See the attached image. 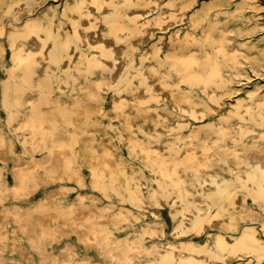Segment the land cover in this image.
Here are the masks:
<instances>
[{
    "label": "bare ground",
    "instance_id": "1",
    "mask_svg": "<svg viewBox=\"0 0 264 264\" xmlns=\"http://www.w3.org/2000/svg\"><path fill=\"white\" fill-rule=\"evenodd\" d=\"M0 3L14 17L0 29L6 34L0 43L1 52L6 57L7 50L11 51V76L23 70L19 82L25 87L33 86L35 94L27 98L22 89L14 91L13 127L16 132L24 130L20 139L32 157L17 160L11 171L15 179L12 185L7 184L8 172L0 170V203L4 208L0 211V264H31L37 260L41 264H99L87 251L80 255L74 242L65 245L64 251L55 249L54 243L72 233L88 250L104 254L111 264L264 261V222L262 229L254 223L259 211L252 210L247 200L252 197L256 209L264 210V145L263 153L251 160L255 172L250 171L247 160H238V155L231 153L233 148L228 143L195 147L181 137L185 127H191L193 135L211 125L217 106L233 123L230 135L222 131L228 139L256 144L264 139V94L256 105L247 102L243 106L239 99L227 100L238 89L233 85V73L246 71L241 56L251 59L256 67L264 65V45H257L264 35L230 45L233 27L220 18L225 14L251 22V27L243 25L237 31L239 35L263 29L264 6L258 0H66L62 7L50 0H35L34 7L29 0ZM232 4L241 11L238 15L228 10ZM184 21L186 26H182ZM84 71L89 79H84ZM134 71L141 79L133 77ZM54 72L62 87L69 86V73L73 77L81 74L83 80L75 83L71 91L77 99L95 102L90 109L98 127V109L103 107L99 102L111 89L119 90L113 91L107 115L111 121H120L121 141L132 154L141 155L142 162L128 169L129 163L125 164L122 154L114 150L117 146L113 140L90 147L87 155L84 147L77 151V144L85 145L87 139L78 132L87 111L75 106L71 116L60 112V101L48 92ZM122 78L129 83L126 90L120 89ZM27 103L31 105L30 113H25ZM164 115L175 121L164 123ZM219 122L217 119L214 124ZM70 125L73 133H69ZM6 136H0V157L7 145ZM44 149H48L46 157H38L37 153ZM234 150L242 148L235 145ZM221 161L228 163V170L219 167ZM84 163L89 165L94 187L108 194L113 189L121 197L129 193L139 205L153 212L160 231L145 230L142 240L163 235L162 213L167 206L174 216L173 234H185L194 224L196 233H204V240H159L156 247L144 241L128 243L120 255L117 243L121 241L113 236L115 227L99 216L98 206L93 203L56 202L55 192L32 210L40 216H25L8 205L11 197H28L32 188L37 190L48 181L74 182L84 187ZM141 166L151 169L144 178L139 176ZM226 174L230 175L228 179L240 180L244 190L227 185L223 191L228 201L218 207L214 196L221 191L219 179ZM138 181H151L147 186L152 202L137 189ZM186 183L193 188L190 190ZM70 188L66 187L68 191ZM10 222L16 224L14 234L9 229Z\"/></svg>",
    "mask_w": 264,
    "mask_h": 264
},
{
    "label": "rangeland",
    "instance_id": "2",
    "mask_svg": "<svg viewBox=\"0 0 264 264\" xmlns=\"http://www.w3.org/2000/svg\"><path fill=\"white\" fill-rule=\"evenodd\" d=\"M29 1L31 3L30 6L34 7L35 0H29ZM50 1H55L56 4L59 5V7H62V4L66 0H50ZM223 1H227V0H223ZM258 1L264 6V0H258ZM228 10L234 12L235 15H238L241 12L239 10H236L235 4L230 5ZM261 11L263 13L262 17L264 18V8ZM247 12L248 10L245 13ZM5 18H6V21H5ZM220 18H222L225 22L229 23L233 27V30L230 32L231 37H232V39L229 40L230 45H233L236 42L241 43L242 41H245V40L250 41L251 39H255L256 37L253 35H257V36L260 35L259 37H262L264 35V28L260 30L254 29L255 30L254 33L239 35L237 31L243 25L250 26L251 22H245L242 17H235V18L226 17L225 14H222ZM12 21H14L13 15L10 12H6L5 6L0 3V29L2 28L4 29V27L2 26L4 22L7 23V22H12ZM186 25H187V22L184 21L182 26H186ZM254 30L250 28V31H254ZM5 38H6V34L5 33L3 34V32L2 33L0 32V43H2L5 40ZM254 42H256V40ZM257 45L263 46L264 39L260 38ZM0 54H1L0 55V62H1L0 63V136L7 135L6 136L7 145L6 147L3 148L2 157H0V170H6L8 172L9 181H7V184L12 185L13 183H15V179L11 171L13 170V167L15 166L17 160H19V158L30 159L32 157L30 153L25 151L24 144H22L23 142L20 139V136L24 132V130L16 132L17 130H15L13 127L12 112L14 108V99H13L15 95L14 91L16 90V88L22 89L25 97L27 98H30L34 96L35 94H34L33 86L25 87L19 82V79H20L19 76L23 74V70L19 69L17 71L18 75L16 77L11 76L12 74L9 71L13 67V64H14L11 58V51L7 50V56L4 57L0 49ZM241 59H242V66L246 69L245 74L233 73L234 75L233 85L236 86L238 89L236 92L233 93V96L231 98L230 97L227 98V100L229 102V101H235V99L236 100L239 99L242 101L241 103L243 106L246 105L247 102H252V105H256L259 100V97L264 94V65L261 67H256V65H254L251 59L245 56H241ZM84 73H85L84 79H89L90 76L86 73V71H84ZM51 77H52L53 85L51 86V88H49L48 92L50 94L51 93L53 94L51 97L60 101V104H59V107L61 108L60 112L63 115L71 116L72 114H74V112L71 109L74 108L75 106H78L79 110H82L83 108H85L87 111L85 120L83 121V123L80 124L78 128L79 135L87 136V139L85 140V145H82L81 143L77 144V151L78 150L82 151L84 147L85 149L84 153L85 155H87L90 147L98 146L107 140L109 141L113 140L115 146H117V148L114 150L122 154L123 158L125 159V164L129 163L128 169L132 170L133 169L132 165L138 164V162L143 161V157L141 155L132 154L128 146L121 141L120 136L122 133H121V128H120V121L118 119H114L113 121H111L112 119L107 115V113L109 112L113 104V101H112L113 91L114 90L119 91L118 89H111L109 91L111 93H108V95L101 100L102 102H99V104H102L103 107H99L98 109V111L100 112V119H101V121L99 122L100 127H98L91 117L93 111L90 109L92 106H94L95 102L92 103L90 101L77 99L71 91L75 83H80L83 80L81 74L76 73L74 75L75 77L74 78L69 73L68 74L69 86H66V87H62L57 84L56 72H54ZM133 77L136 79H141V75H139L136 72L133 73ZM120 84H121L120 85L121 90H126L129 87V83L124 78H122ZM119 97L123 99L121 95ZM7 99H8V102H6ZM4 101L6 102L5 104H4ZM210 102L214 104L212 101ZM25 106L27 107L25 109V113H30L31 105L27 103ZM164 106L166 107L167 105L164 104ZM215 108H216L215 114H213L211 117L212 118L210 122L211 125H207L201 128L199 132L193 135H191V132H192L191 127H185L183 131L184 133L181 136L183 138L182 140H186V141H189L195 144V147L216 146L218 145L219 142L222 144L228 143L230 147L233 148L231 150V153L237 154L238 160H241V161L243 159L247 160L249 162L248 166L250 168V171L256 172V167L252 166L251 160L253 158H257V155L263 153L261 145H264V139H260L258 144L250 140L242 139V140L234 141V140L228 139L229 136H224L222 131L227 132L230 135L231 132L233 131V123L232 121H228L225 118L224 109H221V107H217V106ZM178 114L179 112L175 116L177 117ZM20 117L21 116L18 114L17 118H20ZM174 119H175L174 117H167V115H164L162 120L166 124H171L172 122L175 121ZM217 119L220 120V122L218 124H214L215 120ZM96 126L97 128H95ZM59 127L63 129L66 128L64 125H59ZM73 130H74L73 125H70L69 133H73ZM159 137L161 136H158V138ZM162 137H166V136H162ZM203 139H207V142H203L202 141ZM176 141L178 142L179 140H176ZM235 145H240L242 150L241 151L234 150ZM175 146H178V144ZM47 152H48V149H44L42 152L37 153V156L45 158L47 155ZM128 152L130 155L128 154ZM219 167L225 170L229 169L228 163L224 161L220 162ZM142 168H144V166H141L139 168L140 169L139 176L144 178V176H147V173H149L151 169L148 167H146L145 169H142ZM43 170H44L43 168L42 169L39 168V171L46 175L45 170L44 171ZM83 172L85 174L84 176L86 179V185L84 187L76 185L74 184V182L71 183V182H61V181H48V182L41 184V186L37 190H34L32 188L31 193L28 196L29 198L28 197H25V198L11 197L10 199L7 200V203L10 207L14 208L13 211L20 213V214H24L25 216H30L33 214L36 216H40L38 215V213H32V210H34L35 207L42 201H46L49 194H52L55 192L56 194L53 196V199L57 200L56 202L60 201V203H63V204H65L66 201H68L69 204L70 202L73 204H82L83 202L85 204L93 203L98 206L99 216L106 217L108 219L107 222L111 223L112 226L115 227L113 236L116 238V240H118V242L121 241L120 242L121 244L117 243V245L120 247V251H119L120 255L124 254L123 247H126L128 243L134 245L135 243L140 244L142 241H144V243L147 246L156 247L158 246L157 241L159 240H161L162 242H165L167 240L180 242L181 240H185L187 238H194L198 243H201L204 240V236H203L204 233L203 234L196 233L195 229L193 228L194 224L187 228V232L185 234H182V235L173 234L172 228L174 226V216L169 206L163 208L162 214L164 217L163 220L165 221L164 222L165 224L162 230L163 235L159 236L157 234H154V236L147 237L142 240V235L145 232V230L148 231L149 233H156L160 231L156 222H154L155 216L153 212L149 208L147 209L146 207H142L141 205H139L136 201L132 199L129 193H125L121 197L113 189H109L110 193L108 194L107 192H104L103 190L94 187L90 182L89 174H91V170L88 164L84 163ZM228 178H230V175L226 174V175L221 176V178L219 179V182L223 185V187H221V191L214 196V200L216 204H218V207H220L221 203L228 201L226 193L225 191H223V189H225L227 185L229 186L232 185L233 187H236L240 190H244L240 186L241 184L240 180L228 179ZM34 183L35 182H31V184H34ZM137 184H138L137 189L141 191V193L145 196V198H148L152 202L153 200L150 196V190H149L150 187L147 186V184L148 185L151 184V181H148L147 184H143L142 181H138ZM68 186L72 187L70 188V191L66 189V187ZM186 186L190 190L193 188L190 183H186ZM4 187H5L4 189L8 188L6 186ZM192 193H194V191ZM82 194L83 196L80 197V195ZM247 200L252 206V210L259 211L257 215L255 214L254 223L262 229V224L264 222V216L263 217L261 216L264 215V210L261 207H257L256 209V204H254L252 197H249ZM3 209H4L3 205L0 203V211H3ZM145 224H146V227L144 228ZM15 227H16L15 223L13 224H11V222L9 223V229H11L12 234H14V232L17 231ZM23 240H25L24 243L28 244L26 238H23ZM69 242H74L73 244L75 243L77 244L76 246H78L80 255L84 254V252L87 251L94 255L93 259H95L97 263L111 264L110 262L107 261V259H105L104 254H101L98 251H95L92 249L88 250L84 246V244L77 239L75 233H72L70 236L69 235L63 236V239L62 241H60V243L56 242L53 245L55 246V249H58V250L60 249V251H64L65 249L64 246L68 245ZM9 255H14V254L9 253ZM33 263L41 264L39 260L35 262L32 261L31 264ZM157 264H161V262L159 261ZM171 264H182V262L174 261ZM255 264H264V261L260 263L256 262Z\"/></svg>",
    "mask_w": 264,
    "mask_h": 264
}]
</instances>
